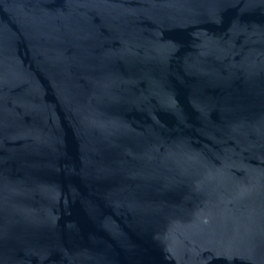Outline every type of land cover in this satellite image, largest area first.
Listing matches in <instances>:
<instances>
[{"label": "water", "instance_id": "1", "mask_svg": "<svg viewBox=\"0 0 264 264\" xmlns=\"http://www.w3.org/2000/svg\"><path fill=\"white\" fill-rule=\"evenodd\" d=\"M0 264H264V0H0Z\"/></svg>", "mask_w": 264, "mask_h": 264}]
</instances>
